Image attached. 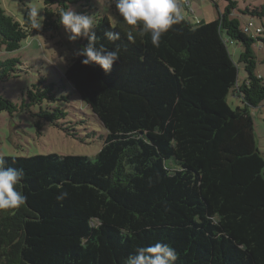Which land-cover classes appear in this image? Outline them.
<instances>
[{
    "label": "trees",
    "instance_id": "16d2710c",
    "mask_svg": "<svg viewBox=\"0 0 264 264\" xmlns=\"http://www.w3.org/2000/svg\"><path fill=\"white\" fill-rule=\"evenodd\" d=\"M77 1L44 0L42 30L59 31V11ZM227 1L212 21L185 17L158 47L114 5L115 24L96 16V46L118 50L119 60L106 74L74 56L62 82L107 129L104 145L95 156H0L24 170L27 198L0 211V264H125L135 249L157 242L176 250L175 264H264V151L252 112L264 101L255 51L264 32H244L246 21L232 16L238 2ZM238 11L263 18L264 4ZM106 30L120 39L108 41ZM38 31L28 11L19 21L0 7V49H20ZM237 42L243 50L235 61L229 44ZM20 65L0 60V83L20 76ZM230 92L243 106L230 105ZM25 93L21 103L0 93V112L33 108L39 128L66 119L55 104L68 96L45 77ZM61 193L67 196L57 200Z\"/></svg>",
    "mask_w": 264,
    "mask_h": 264
},
{
    "label": "rangeland",
    "instance_id": "374dc122",
    "mask_svg": "<svg viewBox=\"0 0 264 264\" xmlns=\"http://www.w3.org/2000/svg\"><path fill=\"white\" fill-rule=\"evenodd\" d=\"M238 7L233 11L243 23L248 18L238 9L248 5L260 6L264 0H236ZM227 0H187L182 8L183 15L193 22L212 21L217 19L219 12L227 6ZM40 10L38 19L43 20L42 27L38 32L23 40L22 47L17 50L7 51L0 49V60L7 58H18L21 60L24 71L18 77H12L8 81L0 83V93L14 102L21 103L26 97L28 88L37 83L41 77L46 78L47 83H54L58 96L67 95V100H61L55 105L63 106L68 112L66 119L54 125L44 121L42 127L36 124L37 118L28 109H20L10 114L7 111L0 112V156H31L36 154L57 153L60 155H87L95 156L104 145L107 129L93 114L91 109L84 103L72 85L65 79V70L71 63L75 52L83 45L78 40L69 41L62 27L59 31L51 33L42 30L45 19L44 0H0V7L17 20H24L25 13L30 7ZM78 13L92 15L94 21L96 16H109L112 24H115L118 15L113 7L107 6L106 0H79L70 4V7ZM254 20L264 26V17H255ZM264 37V33H263ZM229 50L235 61L243 50L241 43L229 44ZM257 70L264 77V45L256 44ZM239 81L246 76L244 65L239 63ZM230 105L235 108L243 106L242 99L230 92L228 96ZM255 117V126L258 133L260 148L264 151V101L258 107L252 109ZM69 123H65V122ZM64 127L66 129H64Z\"/></svg>",
    "mask_w": 264,
    "mask_h": 264
},
{
    "label": "clouds",
    "instance_id": "9594fccd",
    "mask_svg": "<svg viewBox=\"0 0 264 264\" xmlns=\"http://www.w3.org/2000/svg\"><path fill=\"white\" fill-rule=\"evenodd\" d=\"M187 0H106L107 6L113 5L123 21L133 28L139 29V35L150 36L153 46L158 47L161 37L174 25L185 20L182 8ZM58 24L63 26L69 41L86 38V46L78 49L75 55L83 57L84 65L97 64L107 74L111 72L113 63L119 60L118 50H107L103 45L96 46V22L92 15L78 13L72 8L61 9L58 13ZM40 10L33 6L28 10L31 28L40 29L42 19H38ZM104 37L115 42L120 39V33L106 30ZM129 40H133V32H128ZM24 177L22 168L5 166L0 158V211L16 209L26 201V196L20 191V184ZM67 193H61L57 200H63ZM124 235H131L125 232ZM178 259L176 250L169 244L157 242L148 246L138 247L125 260V264H175Z\"/></svg>",
    "mask_w": 264,
    "mask_h": 264
},
{
    "label": "built area",
    "instance_id": "2783aa9c",
    "mask_svg": "<svg viewBox=\"0 0 264 264\" xmlns=\"http://www.w3.org/2000/svg\"><path fill=\"white\" fill-rule=\"evenodd\" d=\"M243 31L251 36H256L264 32V27L258 24L254 19H249L244 23Z\"/></svg>",
    "mask_w": 264,
    "mask_h": 264
},
{
    "label": "crops",
    "instance_id": "0c3cea01",
    "mask_svg": "<svg viewBox=\"0 0 264 264\" xmlns=\"http://www.w3.org/2000/svg\"><path fill=\"white\" fill-rule=\"evenodd\" d=\"M257 72H258L259 75H262L258 70H257ZM257 134H258V133H257Z\"/></svg>",
    "mask_w": 264,
    "mask_h": 264
}]
</instances>
